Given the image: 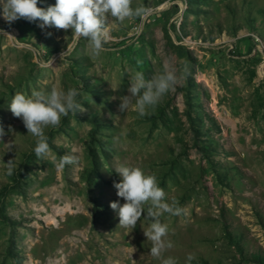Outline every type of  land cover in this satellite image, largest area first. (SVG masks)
Listing matches in <instances>:
<instances>
[{
	"label": "rangeland",
	"instance_id": "374dc122",
	"mask_svg": "<svg viewBox=\"0 0 264 264\" xmlns=\"http://www.w3.org/2000/svg\"><path fill=\"white\" fill-rule=\"evenodd\" d=\"M138 6L143 19L110 18L105 51L93 56L71 29L9 25L0 2L9 34L0 35V264H162L150 255L147 214L132 230L110 207L125 202L114 187L121 164L154 173L184 209L160 217L174 245L163 258L264 264V0H132ZM184 63L191 75L147 115L120 111L130 74L151 79ZM52 87L79 89L85 111L45 128L50 152L38 159L9 106L16 93ZM64 155L77 162L57 168Z\"/></svg>",
	"mask_w": 264,
	"mask_h": 264
},
{
	"label": "clouds",
	"instance_id": "9594fccd",
	"mask_svg": "<svg viewBox=\"0 0 264 264\" xmlns=\"http://www.w3.org/2000/svg\"><path fill=\"white\" fill-rule=\"evenodd\" d=\"M3 6V18L11 25L13 22L24 19L28 22L40 21L39 27H55L59 30H72L77 37L88 40L93 56H99L104 49L107 39L106 26L110 18L118 22L126 19H143L148 10L144 6L132 7V0H56L54 5L47 8L39 7V0H0ZM0 35H9L0 30ZM50 35V33H49ZM191 75V68L187 63L178 69L164 70L155 74L151 79H146L141 71H135L129 75L130 95L120 98V111L126 112L133 107L140 117L148 114L149 109H154L161 99L173 90L181 81H186ZM80 90L71 87L67 91L52 87L50 91L33 90L31 95L16 93L10 102V111L16 118H21L28 134L36 139L34 148L38 159H44L50 152L48 137L45 128L60 126L62 117L69 113L76 114L85 109L79 103ZM11 131V128L9 129ZM5 132L0 127V137ZM12 149L11 142L6 144ZM77 158L70 155L61 156L56 162L57 168L74 164ZM6 175L16 174L14 160L5 163ZM115 171L121 176L119 183H114L117 195L125 201L111 202L110 207L117 211L119 226L134 229L140 221L142 214L146 213V219L151 221L144 235L151 241L150 255L160 259L162 264H177L172 258H163L164 253L173 248V243L167 240L169 235L168 225L163 223L160 217L167 213L172 216L184 214V209L179 201L166 199V193L160 187L157 176L154 173H146L141 167L118 165ZM195 259L191 254L187 261Z\"/></svg>",
	"mask_w": 264,
	"mask_h": 264
},
{
	"label": "trees",
	"instance_id": "16d2710c",
	"mask_svg": "<svg viewBox=\"0 0 264 264\" xmlns=\"http://www.w3.org/2000/svg\"><path fill=\"white\" fill-rule=\"evenodd\" d=\"M14 257H15V258H17V256H16V255H14ZM263 260H264V259H263Z\"/></svg>",
	"mask_w": 264,
	"mask_h": 264
}]
</instances>
